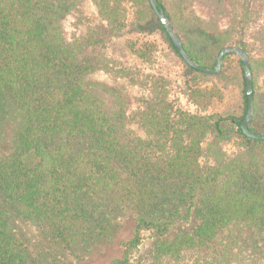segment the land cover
Wrapping results in <instances>:
<instances>
[{
  "label": "trees",
  "instance_id": "1",
  "mask_svg": "<svg viewBox=\"0 0 264 264\" xmlns=\"http://www.w3.org/2000/svg\"><path fill=\"white\" fill-rule=\"evenodd\" d=\"M93 1L110 25L120 26L112 33H120L126 24L119 6ZM157 1L194 61L212 68L223 47L239 44L250 54L257 86L256 75L264 71V21L257 18L264 0H207L228 16L224 23L199 13L191 0ZM128 2L140 9L130 30L161 37L183 62L189 100L207 109L222 91L204 86L201 75L226 81L237 54H227L218 73L191 67L150 0ZM72 5L0 0V264H36L14 227L18 219L39 226L81 264H130L144 232L158 263L179 262L185 252L208 249L233 229L240 230L229 239L241 260L264 264V142L241 128L245 90L241 116L181 111L162 117L151 106L148 134H134L126 116L94 92V67L63 36ZM151 52L136 53L147 59ZM239 63L245 88L241 58ZM250 127L264 134V94L255 95ZM233 139L244 151L237 156L224 153ZM218 254L219 262L227 256ZM57 259L47 258L53 264Z\"/></svg>",
  "mask_w": 264,
  "mask_h": 264
},
{
  "label": "rangeland",
  "instance_id": "2",
  "mask_svg": "<svg viewBox=\"0 0 264 264\" xmlns=\"http://www.w3.org/2000/svg\"><path fill=\"white\" fill-rule=\"evenodd\" d=\"M112 2L120 8L121 24H126L122 26L120 33H112L120 26L110 25L111 22L102 15L93 0H73L71 10L62 22V32L66 41L76 48L80 59L86 60L94 67L89 77L94 92L109 109L126 116L128 129L134 134L146 136L150 129L149 119L146 117L152 111L151 106L157 115L163 113L162 117L166 113L172 117L181 111L201 115H243L245 88L242 84L238 55L232 56L228 62L229 78L226 81L201 75L204 86L220 88L222 91V94L217 95L214 102L204 110L189 100L183 87V62L170 52L161 37L130 30V24L136 20L140 9L128 0ZM191 2L193 7L206 17L218 18L223 23L228 17L220 14L221 10H217L207 0ZM225 4L228 6L229 3ZM257 18L259 23L264 21V8ZM142 49L152 51L147 59L136 53ZM256 77L257 86L253 89L255 95L264 94V71L257 73ZM162 101L168 104L167 107ZM223 148L227 155L237 156L244 152L235 139L223 145ZM208 156L212 159L213 155L209 153ZM14 227L31 248L36 264H53L47 260L50 254L58 258L54 264H81L74 254L51 244L36 224L18 219ZM239 232L238 229L224 232L208 249L185 252L179 262L169 258L159 263L153 257V239L149 233L144 232L142 244L134 252L130 264H207L214 260H218V264H247L248 256H242L241 260L237 252L238 245L229 239L230 234ZM219 251L227 253V256L222 255V262H219Z\"/></svg>",
  "mask_w": 264,
  "mask_h": 264
},
{
  "label": "water",
  "instance_id": "3",
  "mask_svg": "<svg viewBox=\"0 0 264 264\" xmlns=\"http://www.w3.org/2000/svg\"><path fill=\"white\" fill-rule=\"evenodd\" d=\"M154 11L164 24L168 34L172 38L174 44L176 45L178 51L182 57L191 65L201 71L206 73H218L222 70L223 58L230 53L237 54L243 63L244 77H245V92L247 95V111L241 122V128L244 134L252 140L264 142V134H260L251 129L250 124L255 117V95L254 86L252 83L253 72L251 68V57L249 52L239 44H229L222 48L219 52L216 60V65L214 67H206L200 63L194 61L189 53L184 48L182 38L178 35L174 26L171 22L170 17L164 12L162 8L159 7L157 0H150Z\"/></svg>",
  "mask_w": 264,
  "mask_h": 264
}]
</instances>
